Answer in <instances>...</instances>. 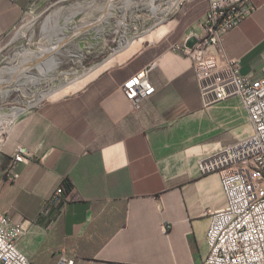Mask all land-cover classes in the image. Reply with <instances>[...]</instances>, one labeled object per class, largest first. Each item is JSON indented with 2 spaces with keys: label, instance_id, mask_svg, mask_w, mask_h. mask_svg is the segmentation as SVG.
Segmentation results:
<instances>
[{
  "label": "crops",
  "instance_id": "1",
  "mask_svg": "<svg viewBox=\"0 0 264 264\" xmlns=\"http://www.w3.org/2000/svg\"><path fill=\"white\" fill-rule=\"evenodd\" d=\"M36 1L0 0V46ZM244 6L251 12L224 35L223 48L242 75L259 79L264 0ZM190 34L146 45L70 93H52L15 114L0 142V211L9 234L18 223L27 227L18 245L33 262L55 264L67 246L75 264H202L209 212L227 200L221 173H202L199 162L252 125L238 96L204 105L194 61L175 49ZM215 55L209 47L205 59ZM144 68L155 92L136 108L122 84ZM18 144L35 155L10 181L6 170ZM65 180V210L50 225L48 200Z\"/></svg>",
  "mask_w": 264,
  "mask_h": 264
},
{
  "label": "built area",
  "instance_id": "2",
  "mask_svg": "<svg viewBox=\"0 0 264 264\" xmlns=\"http://www.w3.org/2000/svg\"><path fill=\"white\" fill-rule=\"evenodd\" d=\"M178 2L175 0L172 6L181 3ZM250 12L251 8L244 5L236 7L226 0H210L203 19V31L195 34L198 43L193 49L175 46L194 61L204 105L210 106L238 96L252 125L249 134L204 156L199 162L202 173H221L227 200L224 207L209 212L208 253L202 264H264V66L263 76L251 79L240 73L239 60L228 57L223 48L224 35ZM214 14H221L225 26L213 22ZM209 47L215 48L216 55L206 60ZM122 88L136 108H140L142 101L155 92L148 68L129 77ZM35 102L14 106L16 109L13 111L21 114L34 107ZM12 125L11 120L8 130ZM34 155L28 147L18 144L13 161L6 170L7 179L16 181L19 177L17 165L30 161ZM66 191V183L62 181L48 200V209L52 214L50 225L63 216ZM7 220V214L0 211V264H37L18 245L27 227L23 222L18 223L16 234L11 235L4 227ZM75 261V253L62 246L55 264H75ZM117 264L139 263L121 261Z\"/></svg>",
  "mask_w": 264,
  "mask_h": 264
},
{
  "label": "rangeland",
  "instance_id": "3",
  "mask_svg": "<svg viewBox=\"0 0 264 264\" xmlns=\"http://www.w3.org/2000/svg\"><path fill=\"white\" fill-rule=\"evenodd\" d=\"M108 1L35 2L27 18L0 46V114L54 91V96L63 95L61 92L86 81L94 68L108 63L107 68L146 45L187 36L203 26L210 5V0H179L175 7V0H116L112 15L76 32L82 22L97 20ZM226 2L244 5V0ZM64 36L69 39L58 51L49 50ZM52 55L58 56L60 63L44 73L45 61ZM59 247L52 248L58 252Z\"/></svg>",
  "mask_w": 264,
  "mask_h": 264
},
{
  "label": "bare ground",
  "instance_id": "4",
  "mask_svg": "<svg viewBox=\"0 0 264 264\" xmlns=\"http://www.w3.org/2000/svg\"><path fill=\"white\" fill-rule=\"evenodd\" d=\"M116 0H109L108 3L105 5V7L103 8V13L97 18V20H93V21H89V20H86L84 22H82L81 24H79L76 29V32H79L81 30H85L87 29L88 27H91V24H94L96 22H99V21H102L103 19L109 17L110 15H112V12L110 11V9L113 7V3L115 2ZM130 1V0H128ZM132 1V0H131ZM153 11L156 13L157 12V9L156 7H154ZM74 15V14H73ZM55 17V16H54ZM213 22H218V26H225V19H221V14H214L213 15ZM73 25V24H72ZM77 25V24H76ZM46 26V25H45ZM57 26V25H56ZM68 26H66L67 28ZM45 29V27H44ZM60 29V28H59ZM75 31V29H74ZM61 32V31H60ZM70 36V35H69ZM69 36H64L63 38H61V40L59 39V43L57 42V44L53 47H50L49 50H52V52H56L58 51V49L60 48L61 44H63L64 42H66L68 39H69ZM58 37H61V36H58ZM153 37V36H152ZM163 37V36H162ZM161 38V37H160ZM155 39V38H154ZM58 40V39H57ZM149 41V40H148ZM43 47V46H42ZM137 48V47H136ZM135 48V49H136ZM47 52H49L47 50ZM34 53V52H33ZM36 54V53H35ZM132 54V53H131ZM41 58V57H40ZM124 60V59H123ZM25 62V61H24ZM45 62H47V69L44 70L43 72L46 73V71L48 70H54L57 65L60 63V58L56 55H52L50 56V58H48ZM108 63H104L96 68H94L90 74L86 77V81L84 82H81L80 84L78 85H75L73 88H79L81 86H83L88 80H90L91 78H93L95 75H97L100 71H102L106 66H107ZM44 67V66H43ZM39 69V68H38ZM45 69V68H44ZM71 88V89H73ZM71 89H67V91H63L61 92L62 94H66L68 93L69 90ZM55 92V91H54ZM54 92H51L50 94L54 93ZM60 93V92H59ZM59 93L57 94L59 96ZM49 94V95H50ZM48 95V96H49ZM54 97V96H53ZM45 98V97H44ZM42 96H40L39 98L36 99V102H39L40 100L44 99ZM15 113L16 111H12L11 113H1L0 114V141L2 140L4 134L6 133V131L8 130L9 126H10V123H11V120L13 122V118L15 116Z\"/></svg>",
  "mask_w": 264,
  "mask_h": 264
},
{
  "label": "water",
  "instance_id": "5",
  "mask_svg": "<svg viewBox=\"0 0 264 264\" xmlns=\"http://www.w3.org/2000/svg\"><path fill=\"white\" fill-rule=\"evenodd\" d=\"M199 39L196 35H191L189 36V38H187L186 42H185V46L193 49L194 46L196 45V43H198Z\"/></svg>",
  "mask_w": 264,
  "mask_h": 264
},
{
  "label": "trees",
  "instance_id": "6",
  "mask_svg": "<svg viewBox=\"0 0 264 264\" xmlns=\"http://www.w3.org/2000/svg\"><path fill=\"white\" fill-rule=\"evenodd\" d=\"M65 183H66V189L70 190L71 189V183L67 180H65Z\"/></svg>",
  "mask_w": 264,
  "mask_h": 264
}]
</instances>
